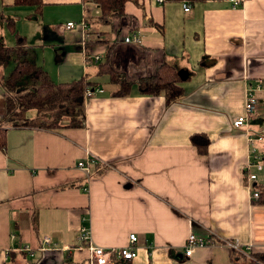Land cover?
I'll return each instance as SVG.
<instances>
[{"label":"crops","instance_id":"crops-1","mask_svg":"<svg viewBox=\"0 0 264 264\" xmlns=\"http://www.w3.org/2000/svg\"><path fill=\"white\" fill-rule=\"evenodd\" d=\"M43 1L35 17V6L0 0V35L15 45L7 25L15 18L53 81L86 78L103 91L85 97L82 127L6 125L0 264H88L83 228L106 248L137 234L132 264H235L218 237L239 241L240 260L264 255V202L253 198V187L264 190V0H127L123 14L107 19L92 0ZM72 21L78 27L67 29ZM133 35L141 42L125 41ZM107 63L132 83L128 95H114L120 84ZM164 64L184 77L183 96L171 104L138 88ZM259 80L257 115L235 128ZM5 114L0 83V124ZM201 134L205 152L192 141ZM93 156L100 163L87 173L78 163ZM247 170L257 174L252 184ZM191 232L217 238L187 256Z\"/></svg>","mask_w":264,"mask_h":264},{"label":"trees","instance_id":"trees-1","mask_svg":"<svg viewBox=\"0 0 264 264\" xmlns=\"http://www.w3.org/2000/svg\"><path fill=\"white\" fill-rule=\"evenodd\" d=\"M102 9L103 19L113 14H123L127 0H92ZM194 2L197 0H189ZM16 5H31L36 7L35 17L42 13L43 0H14ZM15 18L7 20V25L16 35V44L11 46L4 36L0 35V83L6 92V114L0 124V148L6 146V125L14 127L32 126L39 128L82 127L86 122V90L94 83L86 78L71 82H55L46 70L33 59L31 46L27 39L18 35ZM13 67L9 70L10 66ZM112 75V79L120 84V89L114 94L128 95L132 83L105 64ZM183 75L172 65L164 64L158 72L138 82L142 94L161 95L171 104L183 96V88L179 83ZM36 110L37 115L29 118L27 113ZM202 140V141H201ZM192 141L199 151L205 152L209 146V139L205 135H193ZM260 191V202H264V190ZM237 252H232L235 264H264V255H257L253 259L240 260ZM116 264H132V259H120Z\"/></svg>","mask_w":264,"mask_h":264},{"label":"built area","instance_id":"built-area-1","mask_svg":"<svg viewBox=\"0 0 264 264\" xmlns=\"http://www.w3.org/2000/svg\"><path fill=\"white\" fill-rule=\"evenodd\" d=\"M165 0H159V2H164ZM191 6L187 3L185 4V11H190ZM81 24L86 27V23L85 22H81ZM78 23L72 21V22H68L66 25L67 29H74L76 27H78ZM126 42H135V43H139L141 42V38L138 35H133L131 37H126L125 38ZM262 87V80L258 81L257 87H254L253 85L250 86L248 93H247V100H246V112L244 115H241L239 117H237L234 121H233V125L235 128H243L247 125L248 121L254 117H256L257 112H258V105H259V97L256 94V90H259ZM103 90L99 87H89L86 90V97H91L93 96L96 92H102ZM256 161H255V165L259 168L262 169L263 165V156L259 155L258 153L256 154ZM100 163L99 158H97L96 156H93L88 162L87 161H80L78 163V166L85 170L87 173H89L90 171V165H94ZM248 169L250 168V165L247 166ZM248 171V170H247ZM249 173V171H248ZM248 180L250 182V184H252L254 181L257 180V174L256 173H249L248 174ZM253 198H259L260 197V191L258 190V188L253 187ZM83 235L81 237L82 240H84V242L88 243L87 245H89V249H90V257H89V263L88 264H116L117 260L120 259H134L137 257L138 255V249H137V241H138V236L135 233H132L130 235V239H129V243L126 246L120 247V248H106L103 246H99V245H93L91 243V234L89 232V230L87 228H83ZM217 238V237H213L211 239L208 238H204L203 236H198L196 235L194 232H191L189 234L187 243H186V255L187 256H191L193 249L195 247H202V246H206L207 244H209L211 242L212 239ZM220 242L223 243L224 245L228 246L229 248H231V250H236L239 251L240 248V244L239 241L235 240V241H231L229 239L226 238H219ZM43 242L46 244H50L52 242V238L51 236H45L43 238ZM215 242V241H212ZM31 251V255H34V251H32V249L27 248Z\"/></svg>","mask_w":264,"mask_h":264},{"label":"rangeland","instance_id":"rangeland-1","mask_svg":"<svg viewBox=\"0 0 264 264\" xmlns=\"http://www.w3.org/2000/svg\"><path fill=\"white\" fill-rule=\"evenodd\" d=\"M24 26V25H23ZM10 35V39L12 38V39H14L13 40V44H16V42H17V40H16V37L14 36V35H11V34H9ZM22 36H24V37H26L25 35H23L22 34ZM33 37H31L30 38V40L32 39ZM27 39V38H26ZM29 40V41H30ZM48 48L47 47H45V48H42L41 49V61H46V59H48V54H47V52H48ZM55 62H56V59H55ZM13 67V65H11L10 66V68H9V70L11 69ZM44 68H45V66H43ZM52 79V78H51ZM53 80V79H52Z\"/></svg>","mask_w":264,"mask_h":264}]
</instances>
